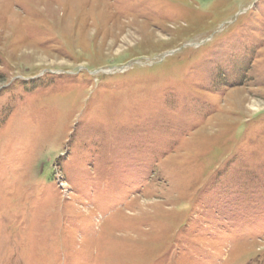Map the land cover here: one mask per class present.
Wrapping results in <instances>:
<instances>
[{
	"label": "rangeland",
	"instance_id": "374dc122",
	"mask_svg": "<svg viewBox=\"0 0 264 264\" xmlns=\"http://www.w3.org/2000/svg\"><path fill=\"white\" fill-rule=\"evenodd\" d=\"M0 264H264V0H0Z\"/></svg>",
	"mask_w": 264,
	"mask_h": 264
}]
</instances>
